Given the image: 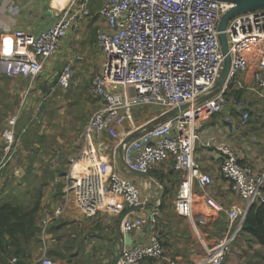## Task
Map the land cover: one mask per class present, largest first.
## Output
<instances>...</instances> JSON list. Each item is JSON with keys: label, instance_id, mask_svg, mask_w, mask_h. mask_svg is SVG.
I'll list each match as a JSON object with an SVG mask.
<instances>
[{"label": "built area", "instance_id": "built-area-1", "mask_svg": "<svg viewBox=\"0 0 264 264\" xmlns=\"http://www.w3.org/2000/svg\"><path fill=\"white\" fill-rule=\"evenodd\" d=\"M91 1L66 0L57 21L35 36L22 29L13 30L11 50L0 54L1 73L34 82L49 60L58 55L62 41L71 29L93 16L102 23L96 27L95 39L103 60L90 86L98 105L78 138L81 151L71 160L70 168L63 176L61 202L52 210L42 211L39 237L43 246L39 264H54L48 249L57 240L48 227L71 205L86 217L96 216L101 211L119 212L125 207L133 210L142 206L137 217L130 215L123 220L122 230L128 233L148 225V242L125 245L118 264H139L164 257L158 234V208L144 210L145 202L141 201L135 183L119 176L95 150V141L101 136L117 139L118 129L130 119L132 110L142 106L160 108L161 115H168L175 109L178 112L166 121L139 128L136 138L122 146L125 149L124 166L146 173L171 159L174 171L181 177L174 201L176 214L194 220L193 184L196 183L204 203L212 211L224 210L229 225L223 237L206 248L199 262L185 263L175 258L165 259L164 264H224L247 211L253 204H264V174L258 175L250 165L242 163L228 143H217L216 149L221 155L220 177L229 181L231 190L245 202L244 206L236 202L224 209L207 194L213 178L202 172L195 151L200 141V123L224 112L229 104L226 93L240 87L238 77L249 67V53L257 55L253 73L255 87L264 89V9L237 15L229 22L226 33L231 65L227 80L219 93L194 104L216 84L223 67L217 24L230 4L216 0H102V7L94 13L90 8ZM8 6L17 8L14 2ZM82 59L80 54L71 53L57 75L56 83L51 85L50 93L69 89L74 65ZM188 103L191 106L180 109ZM234 106L239 115H228L225 121L231 130L237 131L248 124L250 113L243 100L236 101ZM16 122L15 115L10 117L1 132L6 161L12 159L14 153ZM204 145H213V141ZM53 165L56 166L55 160ZM57 181L60 180L55 178ZM55 182L51 183L52 187ZM197 224L204 225L205 219L199 218ZM15 261L13 258L12 262Z\"/></svg>", "mask_w": 264, "mask_h": 264}, {"label": "crops", "instance_id": "crops-1", "mask_svg": "<svg viewBox=\"0 0 264 264\" xmlns=\"http://www.w3.org/2000/svg\"><path fill=\"white\" fill-rule=\"evenodd\" d=\"M64 1L0 0V54L11 50L14 43L13 30L22 29L35 36L40 31L51 27L58 19V12L63 8L60 7V3L65 4ZM11 2L16 4V9L9 8L8 5ZM85 28H87V25L82 23L68 32L67 37L61 43L58 55L49 60L41 76L36 79L37 81H34L35 83L30 82L26 78L7 77L0 72V157L4 155L5 147L1 132L4 130L8 118L14 115L17 117L16 132L18 123L23 121H20V119L29 114L28 108L31 98L35 97V95L38 94L37 97L40 98L42 97L40 94H43L45 97L51 98L53 94L60 92L62 95L67 92H74L76 96L78 95L76 98L80 100L77 102L71 101L70 105L76 103L77 106L82 102L83 105L85 104L86 111L90 107L93 110L97 107L98 100L91 94L90 86L93 76L98 72L102 64L103 55L96 44L95 38L88 36L89 34L85 33ZM72 52L83 56V59L74 65V72L78 69H84L88 73L93 71L96 73L92 75L86 86L74 81L73 84L71 82L72 86L70 85L68 90H55L54 93H50L49 90L48 93H44L42 91L43 87L50 89V84L57 78L58 73L52 71L56 70V68L58 69V67L61 70ZM247 58L249 67L239 75L240 87L238 89L243 92L241 100L246 103L245 109L251 116L253 115V106H251L250 101L255 98L264 100V89L256 88L253 81V73L257 66L256 53H249ZM56 62L57 65L55 64ZM38 98H35V100ZM66 100L69 103L70 100ZM44 102L42 100L36 108L38 109L45 105ZM56 103H59V101H56ZM234 103L232 98H230L229 104L225 107L223 113L212 115L202 120L199 126L200 141L195 151V159L202 172L213 178V184L207 189V194L219 202L224 209L236 202L244 206L245 202L231 190L229 181L220 177L219 164L221 155L216 149L217 143H228L237 152L242 163L250 165L256 174H264V148H260L257 145V142L261 141L260 143L264 146V136L257 139L256 128L253 127L251 129L249 123L244 128L233 131L225 121L228 115L234 117L239 115V110L234 106ZM60 111V108H55L52 105L47 113V118L44 120L47 123V120H49L50 124H53L54 121H59L55 119L60 116ZM65 113L68 120H75L72 109L65 110ZM89 114L85 113V120L89 119ZM161 114L162 109L154 106L134 108L130 119L125 121L118 129L119 137L114 140L105 135L101 136L99 140L95 141V150L119 176L135 183L139 189L141 201L145 202L144 210H149L152 207H157L159 210L158 234L164 248V257L160 260H144L139 264H164L165 259L175 258L185 263L199 262L203 259L206 248L216 243L227 232L229 225L225 211L210 210L204 203L201 189L194 183V220L180 217L174 209L175 199H173V193L176 192V198L181 177L178 172L174 171L171 159L157 164L145 175L127 169L122 162V155L125 151L122 147L123 140L134 135L141 127L163 121L167 115ZM251 120L249 119L248 122ZM68 122L70 124V121ZM258 124H264V122L262 121ZM54 125H59V122ZM80 134L77 138H79ZM210 140L213 141V145H204ZM53 160H55L56 166L53 165ZM53 160L51 168L55 169L59 167L57 166L58 160ZM34 164L35 162L33 166ZM17 171L16 169L14 170L15 173ZM33 171H35V168H33ZM26 172L27 170L23 176ZM0 177L3 179L2 169L0 170ZM59 178L56 177V179ZM2 179L0 180V190L5 184L4 179ZM48 187L45 188L43 202L46 205H54L62 196V189L61 195L56 196V190L52 186ZM139 212L140 209L131 210L125 207L119 212L101 211L96 216L86 217L71 205L61 217L66 222L65 230L63 231L64 238L57 241L56 244H52L48 249L50 251L53 248H58L65 257H51V259L54 264H118L121 255V233H125L122 230V222L130 215L137 217ZM199 218L205 219L204 225L197 224ZM240 232L236 234L235 238L239 236ZM149 233L148 225L128 232L132 244L147 243ZM67 241L68 244L66 243ZM41 250L42 247L39 250V254H41ZM39 257V255L34 256L32 264H39Z\"/></svg>", "mask_w": 264, "mask_h": 264}, {"label": "rangeland", "instance_id": "rangeland-1", "mask_svg": "<svg viewBox=\"0 0 264 264\" xmlns=\"http://www.w3.org/2000/svg\"><path fill=\"white\" fill-rule=\"evenodd\" d=\"M101 7L102 0L91 1L90 8L93 10V12L98 11ZM83 25H87V28H85V33L89 34L88 36H92L95 38L94 31H96V27L98 25H102V23L100 19L93 16L92 18L84 20ZM55 64L57 65V62ZM52 72L60 74V68L58 67V69L56 68V70L54 69V71ZM94 73L96 72L93 71L92 73H88L84 69H78L73 73L72 84L74 83V81H76L86 86L88 84V81L91 80V77ZM20 85L22 86L21 82ZM37 95L31 98V103L28 108L29 114L20 119V121H23L18 123L16 134L17 132H21L22 137L23 135L25 136L26 132L29 129H32L31 131L34 130V132L36 131L39 135H44L43 143L39 144V149L35 148L34 150L29 151L30 145L32 144L34 138L39 135H34L33 137H31L32 139L30 138V140H27L26 143H23V141L21 142V137L19 136L17 139H15L14 142V153L12 155V159L6 161V158L3 157V155L0 157V170H3V179L4 183H6L5 192L7 193L12 190V192L16 193V196L19 197L18 201L25 203L28 201L24 199L23 194L18 195V192L24 190V188L22 187L23 183L21 177H23V174L27 170V166H29L28 153L38 152L37 157L35 158V164L34 166L32 165L33 168H35V171H33V173L36 174V176H39V179L41 176L43 181H45V183H47L48 186L51 187V183L55 182V179L51 180L46 175L48 173V169L52 170V160H58L57 166L59 167L56 168H63L66 170V172L68 171L71 165V160L78 157L81 151V142L77 137L84 129L86 124L85 122L88 121L85 120V113L87 112L91 114L93 112V108L91 107L90 109H88V111H86L85 104L83 105L82 102H80V104L77 106L76 103L70 105L71 101L77 102L80 100L76 98L78 95L76 96L74 92H67L63 95L60 92L58 94H53L51 98L45 97V95L43 94H40L42 97L38 98ZM35 98L38 99L35 100ZM66 99L70 100L69 103H67ZM42 100L45 101L44 103L46 106V109H44V111H41V107L38 109L36 108L38 104L42 102ZM56 101H59V103H56ZM250 104L251 106H253V115L252 117H249V119L252 120L248 123L250 124L251 127H249L251 129L253 127L256 128L255 134L258 139L259 137L261 138L264 136V124H258L262 121L264 122V100L255 98L250 101ZM52 105L55 108L61 109L60 116L55 119L59 120L56 121L59 122V125H54L56 124L55 121L53 122V124H50L49 122L47 123L46 120H44L47 118V113L50 111ZM68 109H72L75 120L67 119L65 110ZM68 121H70V124ZM260 142H257V145H259L260 148H264V146ZM5 161L7 163H5L6 165L4 164ZM15 169L18 170L16 173L14 172ZM1 179L2 178L0 177V180ZM59 180L60 181L54 183V186L52 187L54 188V190H56L55 188H57L58 184H61V186L63 185V177L59 178ZM175 193H173V199H175ZM58 201L57 203L52 205L51 210L61 202V197ZM45 206L49 207L46 204ZM235 239L236 240L231 243L232 245L230 248V252L225 259L224 264H264V247L258 245L254 240L249 239L244 235L243 232H240L239 236ZM258 254H260L262 258H255Z\"/></svg>", "mask_w": 264, "mask_h": 264}, {"label": "trees", "instance_id": "trees-1", "mask_svg": "<svg viewBox=\"0 0 264 264\" xmlns=\"http://www.w3.org/2000/svg\"><path fill=\"white\" fill-rule=\"evenodd\" d=\"M95 33V31H94ZM56 80L51 85L56 83ZM50 89L43 87L44 93H48ZM227 97L232 98L233 102L241 100L243 92L240 89L231 88L226 93ZM45 105H42L41 111H44ZM252 117V115L250 116ZM49 122V120H47ZM29 129L25 136L21 137V132H17L16 139L20 136L21 142L26 143L34 135H39L36 131ZM32 139V138H31ZM44 140V135L40 134L34 138L30 145V150L39 149ZM32 141V140H31ZM28 151V152H29ZM37 153H28L29 166L26 174L22 177L24 190L18 192V195L23 194L24 199L28 202H20L19 197L12 190L5 192L6 183L0 190V264H32L34 256H40L39 250L43 246L40 235V220L42 211L45 208L51 210L52 205L46 207L43 198L45 188L48 186L40 176L33 173V163L37 157ZM49 179L63 177L66 170L63 168H55L47 170ZM42 181V182H41ZM20 185V184H18ZM61 184L57 185L55 195H61ZM264 193V186L262 188ZM57 203V201H56ZM66 222L61 218H55L49 224L48 230L60 241L64 238ZM244 233L249 239L254 240L258 245L264 247V204H253L246 215L242 224L241 233ZM68 244V241L66 242ZM50 257L64 258L65 255L58 249L53 248L49 251ZM15 258L16 261L12 262ZM255 258H262L258 254ZM152 260V259H150Z\"/></svg>", "mask_w": 264, "mask_h": 264}, {"label": "water", "instance_id": "water-1", "mask_svg": "<svg viewBox=\"0 0 264 264\" xmlns=\"http://www.w3.org/2000/svg\"><path fill=\"white\" fill-rule=\"evenodd\" d=\"M216 1L226 2L230 4V8L221 16L217 24V32H218L217 36H218L221 52L224 56L223 67L221 69V72H220V75H219V78L216 84L211 88V90L208 93L203 94L202 96L198 97L194 101V104L195 103L200 104L208 100L209 98L213 97L215 94L219 93L223 89L224 84L227 80L228 73L230 70V65H231V56L229 54V43H228V37L226 33L229 22L237 15L264 9V0H216ZM189 106H191V104L189 103L183 104L180 107V109L183 110ZM177 112H178V109L173 110L170 114L166 116V118L163 121H166L174 117ZM136 136H137V133L124 139L122 142V146L127 145L131 140L135 139ZM131 151L132 149H130V152ZM134 172L145 175V173H142V172H138V171H134ZM141 207L142 206H138L134 210L140 209ZM121 237H122V243H121L120 253L122 252V249L125 245H130L132 243V240L128 233H121Z\"/></svg>", "mask_w": 264, "mask_h": 264}, {"label": "bare ground", "instance_id": "bare-ground-1", "mask_svg": "<svg viewBox=\"0 0 264 264\" xmlns=\"http://www.w3.org/2000/svg\"><path fill=\"white\" fill-rule=\"evenodd\" d=\"M66 1V0H65ZM65 1H64V3H65ZM64 6V4L63 3H60V7H63ZM91 11L93 12V10L91 9ZM97 12V11H96ZM95 13V12H94ZM97 44V43H96ZM79 62V61H78ZM76 64V63H75ZM73 73H74V69H73ZM71 85V84H70ZM137 133V135H138V132H136Z\"/></svg>", "mask_w": 264, "mask_h": 264}]
</instances>
